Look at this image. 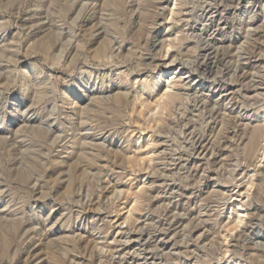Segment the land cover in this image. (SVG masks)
Instances as JSON below:
<instances>
[{
    "label": "rangeland",
    "instance_id": "1",
    "mask_svg": "<svg viewBox=\"0 0 264 264\" xmlns=\"http://www.w3.org/2000/svg\"><path fill=\"white\" fill-rule=\"evenodd\" d=\"M203 1L0 0V264H264V0Z\"/></svg>",
    "mask_w": 264,
    "mask_h": 264
},
{
    "label": "bare ground",
    "instance_id": "2",
    "mask_svg": "<svg viewBox=\"0 0 264 264\" xmlns=\"http://www.w3.org/2000/svg\"><path fill=\"white\" fill-rule=\"evenodd\" d=\"M203 1V0H202ZM209 1V0H208ZM212 1V0H211ZM211 1L209 2V3H211ZM236 0H217V2L214 4V5H207V6H205V8L204 7H202V6H200L201 8H204V11H203V9H202V11H203V14L204 15H206V14H208L209 16V20H208V18L206 19V20H208V21H212V23H210V24H208L207 26H206V28L208 29L209 28V30L212 28V24H213V19L214 18H216L217 17V14L219 15V13H222V12H225L226 10H227V8H226V6L225 5H227V4H233V2H235ZM204 2V1H203ZM213 3V2H212ZM200 4V3H199ZM204 4V3H203ZM237 4H239V2L237 3ZM227 7H229V6H227ZM178 12V11H177ZM223 14V13H222ZM204 15H201V16H204ZM215 15H216V17H215ZM223 17H224V15H223ZM218 19V18H217ZM223 19V18H222ZM219 22L220 21H222L221 19H219L218 20ZM226 21V20H225ZM224 21V22H225ZM215 22V21H214ZM186 27V26H185ZM205 28V29H206ZM221 28H216V29H213L214 30V32L212 33V34H214L217 30H220ZM207 31V30H206ZM210 36V35H209ZM213 36V35H212ZM207 39H208V37H207ZM203 40V39H202ZM207 41V40H206ZM209 42V41H208ZM213 43V42H212ZM208 44V43H207ZM206 44V45H207ZM206 45H205V48L204 49H206ZM210 46H212V45H210ZM204 47V46H203ZM207 48H209V47H207ZM220 48V47H219ZM218 48V49H219ZM203 49V48H202ZM216 50V52H211L212 54H213V56L211 57L208 53V55H204V57L201 59V61L197 64V66H196V68H195V66H194V68H195V70H194V72H195V74L196 75H198L200 78H208L212 73H213V70L214 69H216V71H217V69L219 68L218 66L219 65H221L222 63H223V61H224V57L222 56V55H224V54H221L220 52H218L217 51V49H215ZM228 50V49H227ZM207 52H208V50H207ZM203 56V55H202ZM166 66V65H165ZM218 67V68H217ZM193 68V69H194ZM227 68V67H226ZM230 68V67H229ZM220 72V71H219ZM192 73V72H191ZM214 74V73H213ZM210 78V77H209ZM213 79V78H212ZM210 80V79H209ZM214 80V79H213ZM170 82H171V80H170ZM182 82V81H181ZM168 84V83H167ZM181 84V83H180ZM179 84V85H180ZM169 86H171V88L172 89H176V90H178L179 88H178V84H176V83H174V82H171V84H169ZM175 90V91H176ZM168 92V94H169V91H167ZM166 91L163 93V94H165V93H167ZM166 96H168V95H166ZM162 97H164V96H162ZM169 98H171V97H174V93L173 94H169V96H168ZM160 99H162L161 97H160ZM157 100V99H156ZM159 101V100H158ZM156 102L157 104L158 103H160V102ZM155 102V101H154ZM156 103H155V105H156ZM196 108V107H195ZM195 138V137H194ZM199 139V138H198ZM193 140V139H192ZM194 146H196V144L194 145ZM195 148V147H194ZM263 148V147H262ZM263 152H264V150H263ZM147 158V157H146ZM155 178V177H154ZM138 187V186H137ZM137 189H139V188H137ZM132 192V191H131ZM141 192V191H140ZM133 204V203H132ZM134 205V204H133ZM131 210V209H130ZM130 212V211H129ZM167 214V213H166ZM247 215V214H246ZM256 215V214H255ZM239 219V218H238ZM259 219V218H258ZM240 220V219H239ZM239 220H238V222H239ZM241 223V222H240ZM248 225V224H247ZM253 225H254V223H253ZM251 226V225H250ZM248 227V226H247ZM246 229V228H245ZM245 232V231H244ZM131 233V232H130ZM166 235V234H165ZM247 236V235H246ZM130 237V236H129ZM245 237V236H244ZM120 238V237H119ZM123 248V247H122ZM124 249V248H123ZM118 254V253H117ZM115 257V256H114ZM101 259V258H100ZM118 260V259H117ZM115 261V260H114ZM123 261V260H122ZM122 261H115V262H113L112 264H123V263H121ZM108 262V261H107ZM110 262H111V260H110ZM109 263V262H108ZM105 264V263H104ZM110 264V263H109Z\"/></svg>",
    "mask_w": 264,
    "mask_h": 264
}]
</instances>
